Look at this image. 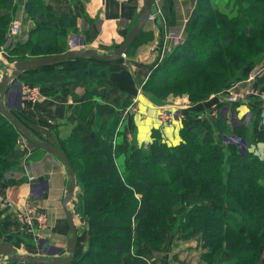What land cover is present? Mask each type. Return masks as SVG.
I'll use <instances>...</instances> for the list:
<instances>
[{"label": "trees", "instance_id": "1", "mask_svg": "<svg viewBox=\"0 0 264 264\" xmlns=\"http://www.w3.org/2000/svg\"><path fill=\"white\" fill-rule=\"evenodd\" d=\"M12 1L0 0V48L10 41L8 27L21 7ZM25 4L22 10L35 28L24 43L13 46L15 61L67 53L64 42L75 31L74 19L59 16L40 0ZM206 6L196 2L182 42L155 63L142 92L162 101L161 92L186 93L198 104L239 82L254 61L264 59V0H227L223 10ZM214 31L217 41L211 40ZM143 34L142 29L124 55L133 54ZM119 108L94 104L92 127H73L65 151L60 149L82 188L78 209L89 236L85 252L70 264H151L150 256L159 255L174 237L200 242L196 264H262L264 162L221 140L231 130L252 142L257 113L247 126L231 127L220 115L209 122L187 110L179 144L168 146L156 131L149 144L138 146L127 138L125 107ZM257 134L264 140V124ZM19 135L0 113V181L17 169L10 155ZM4 235L0 226V244Z\"/></svg>", "mask_w": 264, "mask_h": 264}, {"label": "crops", "instance_id": "2", "mask_svg": "<svg viewBox=\"0 0 264 264\" xmlns=\"http://www.w3.org/2000/svg\"><path fill=\"white\" fill-rule=\"evenodd\" d=\"M197 1L153 0L157 12L153 19H148L142 27L143 32L150 36L142 40L133 55H123L111 62L83 57L68 58L52 65L28 69L8 85L4 105L33 137L55 148L58 147L56 143L59 139L65 140L71 134L73 127H92L95 118L92 106L98 102L118 108L125 107L122 113L120 111L123 129L127 138L133 137L138 146L149 144L152 141V133L156 131L168 146L179 144V131L183 128L187 110L197 112L198 119H206L209 122L220 115L231 127L240 125L239 119H245L246 123L242 125L247 126L253 115L248 116L246 113L251 112L254 117L257 113L258 122L254 124L252 142H247L231 130L227 135L222 134L221 140L226 145H235L240 153H253L264 162V140L257 138L260 124H264L259 116L262 110L258 98L250 97L248 102L241 103L238 107L221 104V98L216 95L198 104H192L188 98L178 99L177 105L172 106L173 109L170 108L173 119L164 125L159 120L158 111L167 100L154 99L142 92L141 85L153 72L151 63L163 50L164 35L168 31L184 30ZM226 1L203 0L206 7L210 5L219 10L224 9ZM46 3L52 5L54 12L59 16L68 15L74 19L75 31L70 33L69 42L77 41V44L73 43L79 46L80 49L77 50L92 49L107 54L121 45L129 28L137 23L144 0H46ZM157 16L162 20L160 25L153 22ZM31 28L32 25L25 27L16 42L24 43L27 39L25 32ZM26 84L41 89V97L36 103H30L22 96L20 89ZM92 87L96 88L97 92L100 91L101 96L97 98L92 93ZM260 91L264 93V87L261 86ZM133 98H136L137 105H132ZM128 107L131 109L127 111ZM234 111L238 116L236 118ZM23 145L18 143L10 155L12 160L18 162L16 171L6 173L0 181V226L6 231L3 242L12 244L16 249L21 248V252L35 250L36 244L31 231L39 233L40 225L33 215L37 216L40 212L46 215L47 225L51 228L45 233L55 244L64 245L69 238L68 219L62 203L68 190L69 178L66 168L58 158L39 148L38 150L46 154L37 160L40 151ZM29 177L33 178L30 180ZM20 210L31 211V216L27 215L32 221L30 226L18 219ZM34 225H37V228ZM197 242L200 245V242ZM77 247L78 245L75 246L76 251ZM83 248H80L82 253ZM82 253H79V256ZM263 255L264 253L262 257Z\"/></svg>", "mask_w": 264, "mask_h": 264}, {"label": "rangeland", "instance_id": "3", "mask_svg": "<svg viewBox=\"0 0 264 264\" xmlns=\"http://www.w3.org/2000/svg\"><path fill=\"white\" fill-rule=\"evenodd\" d=\"M26 1L27 0H13L12 2H13V4H18L19 6H21V7L24 8L25 5H26L25 4ZM40 1L43 2V3H45V4H47L46 3V0H40ZM42 14H44V13L42 12ZM42 14H39L38 17H39V20L44 21V18L42 17ZM27 17H28V14L25 13L24 10L23 11H18L17 10V12L13 14V17H12L13 20L12 21L17 22V25L16 26L18 28H17V32L16 33H18V34H15V33H12L11 32V28H12V25H11L12 24V21H11L10 22V25L8 27V32H7V33H9L8 34V37L10 38V41L8 42V44H5V45L1 46V48L4 50V53H3V55L0 56V58L2 59V61H0V62H5L6 63V69L3 72L0 71L1 74L11 72V70L14 68V66H15V64L17 62V61H15L17 59V57L13 55L14 53L10 55V51L14 48L13 46L16 43V38L20 34H22L24 32L25 27H28V26L32 25V28L25 32V33H27V38H28L29 33H30L29 31H31L32 29L35 28L34 23L32 21H30V19L27 18ZM72 23H74V25H75V22L74 21ZM70 33H73V31H70L67 34L66 38H65V42H64L65 50L70 51V50L80 49L79 46L73 44V43H76L77 44V41H75L73 43H71V41L69 42V37L71 35ZM148 35L149 34H143V35L139 36V39H137V41H136L137 43H136L135 46L138 47L139 44H141V42H142L143 39L149 37ZM218 36H219L218 32L217 31H214V34H213V37H212L211 40L212 41H215V40L217 41ZM137 47L135 48L134 52L136 51ZM166 49H168V48H166ZM162 51H161L160 54H157L156 55V58L154 59L153 63H151L153 70H154V68H156V65L158 63L162 62V60L164 58V56H162L164 51L163 52ZM197 55H198L197 58H201L202 59V55L201 54H197ZM177 61L175 63L176 65L182 63L183 60L181 61L179 59V61L178 62ZM155 63H157V64L155 65ZM256 65H258V66H256ZM183 69L185 70L186 68H183ZM183 69H182V71H183ZM259 70H260L259 75L256 76L254 80H251L249 82L243 81L249 75L254 74V72H258ZM263 74H264V59H261V60H258V61H254L253 64L250 66V69L248 70V73L243 77V79H241L239 81V82H241L240 91H242V90L254 91L256 89L260 93L261 86L264 87V78H262L263 77ZM193 81L194 80H190V82H189L190 87H192V82ZM239 82H236V83H239ZM236 83L231 84L230 86L226 87V89L224 91H226L227 89H229L231 86L235 85ZM183 89H181V90H183ZM40 91H41V89H40ZM21 94H22V90H21ZM159 94L165 100L169 99V97L170 98H173V99L174 98H179V99L188 98V96H187L186 93L180 94V95H173L172 93H169L168 94V92L165 91V92H161ZM22 96H24L25 99L28 102H30V103H36L39 100V98L36 99V100L35 99L34 100H30V99H28L29 97H27V94H26V96L22 94ZM152 98H154V97H152ZM154 99H157V98H154ZM131 100H132V103H133L136 100V98H133ZM136 103H137V100L132 105H134ZM257 109L259 111H261L259 108H257ZM254 110H256V109H254ZM252 115L254 116V114H252ZM259 116L261 117L260 118L261 121H263L264 120L263 114L259 112ZM20 142L22 144H24L25 146H27V147H31V149H33V150H35V149L38 150L37 147H33L31 144H29L28 142H26L19 135L15 147L18 146V143H20ZM63 143H64V140L59 139L57 141V143H56V146H58L57 148L65 151V146H64ZM223 144L226 145L224 142H223ZM38 151H40V150H38ZM43 154H46V153L40 151V154L36 157V159L38 160L41 156H43ZM4 176H6V174ZM29 179H30V177H29ZM100 186L101 185H93L92 187L99 189ZM75 188H76V190L73 193V196L71 198V201L69 202V205H68V210L71 213L72 217L75 219V222H76V231H77V236H76L77 244L76 245H78V247H77V250L78 251L75 250V255L72 258V260H74V262H75V260L77 258H79L83 254L82 251L80 250V248L81 247H84L83 248L84 252L87 249V247H88L87 242H88V239H89L88 231H87V225L85 224V220H83L81 222L80 221V217L77 216V213H76L77 211L74 209V203L78 204L80 207L83 206V202L78 199V195L82 193V188H79L78 186H76ZM29 216H31V213L29 214ZM33 217H35V219H37L36 220L37 223H38L39 217H43L44 218V221H45L43 223V225H42L43 227L39 228L40 229L38 231L39 233L36 236L37 241L34 239V242L36 244L34 246L36 248H35V250H32V252H34L33 254H36V255H44V256H47V257H53V256H59V257H61V256L68 255L67 241H65L64 245L63 244L62 245H57L54 242H52L51 239H50V237L45 233V232H49L51 230V228L47 225L46 215L39 212V214L37 216L33 215ZM34 227L37 228V225H34ZM4 237H5V235L3 236V238ZM16 250L17 251L20 250L19 251L20 253L32 254V252H30L29 250L28 251H24V252H21V251H23V250H21V248H18ZM261 251H262V253H264V246L261 247ZM200 252H201L200 245H198V242L195 239L183 240V238L176 239V237H174V238H171V240L169 241V243L166 244V246L164 247V250L161 251V253L159 255L150 256V260H151V264H196V263H198V260L200 258V255H199ZM79 253H82V254L79 256ZM154 258H155V260H154ZM4 262L7 263V262H10V261L7 258H3L0 261V264L1 263H4ZM262 264H264V255L262 257Z\"/></svg>", "mask_w": 264, "mask_h": 264}, {"label": "water", "instance_id": "4", "mask_svg": "<svg viewBox=\"0 0 264 264\" xmlns=\"http://www.w3.org/2000/svg\"><path fill=\"white\" fill-rule=\"evenodd\" d=\"M18 11H21V7H18ZM157 12V7L155 4H153V0H144V5L142 9L139 11V18L137 23L131 28L127 36L124 38V41L121 43L119 47H117L114 50H111V52L107 54H102L97 51H94L92 49H84L82 51L80 50H70L67 53L60 54V55H54L50 57H39V58H31V59H25L23 61L16 62L14 68L9 73H3L0 77V113L17 129V132L20 134V136L29 144H31L33 147H37L44 150L48 154L54 156L55 158H58L60 160L65 168H66V174H68V183H67V192L65 194V197L62 200L63 207L65 209L66 217L68 219V231H69V238L67 241L68 246V255L66 256H53V257H47L44 255H36V254H24L20 253L16 250V248L9 243H1L0 244V261L3 258H7L10 261L13 262H23L25 264H70L73 260V255L75 251V242H76V225L74 222V218L72 217L71 213L68 210L69 202L71 201V198L73 196V193L76 190L77 181L75 178V174L73 173V170L69 164V161L67 160L64 153L59 149L55 148L51 145H49L46 142H41L40 140L36 139L31 135L30 132H28L23 125L15 119L10 111L6 108V105H4V97L6 93V89L8 85L12 82L14 78H16L20 73L25 72L28 69L31 68H37L40 66L45 65H52L54 63L67 60L68 58H88V59H94V60H101L106 62H111L114 60L120 59L125 53V50L132 44L131 42L137 37L139 32L142 30V27L144 24L148 21L150 17L155 15ZM193 17V14L188 19V23L191 21ZM161 18L159 16L155 17L153 22L156 25L161 24ZM78 204L74 203V209L77 211V216L80 217V221H83V218L81 216V211L78 209Z\"/></svg>", "mask_w": 264, "mask_h": 264}, {"label": "built area", "instance_id": "5", "mask_svg": "<svg viewBox=\"0 0 264 264\" xmlns=\"http://www.w3.org/2000/svg\"><path fill=\"white\" fill-rule=\"evenodd\" d=\"M152 19H153V16L149 18V20H152ZM11 25H12L11 32L18 34V33H16L17 28H18L16 26L17 22L12 21ZM182 39H183V30L168 31L164 35V40L162 41V42H164L163 43V51L166 48H168V49H166L164 52L162 51L163 52L162 56H164L165 52H168V50L170 49L171 46H175V45L180 44L182 42ZM3 53H4V50L2 48H0V56ZM0 61H2L1 58H0ZM5 69H6V63L0 62V71L3 72ZM259 72H260V70L258 72H254V74L249 75L243 81L249 82L251 80H254L255 77L259 75ZM240 86H241V82L236 83L235 85L231 86L226 91L217 93L216 96L221 98V100H220L221 104H225V105L230 104L233 107H238V105H241V103L248 102L250 97L254 98V99L258 98V102L261 103V110H262V114L264 116V93H259V91H257L256 89L254 91H250V90L240 91ZM21 90H22V94L25 96L27 94V97H29L28 99H30V100H34V99L36 100V99L41 97V91L36 86L26 84V85L21 86ZM178 99L179 98L173 99V98L169 97V99H167V101H166V104H164V106L159 109L158 114H159V120H160L161 124H164V125L168 124L173 119V113L171 112L170 108L173 109L172 106L177 105L176 101ZM135 102H136V100L133 103H135ZM130 109L131 108L128 107L127 111ZM233 110H235V109H233ZM233 115L235 116V118L238 117L235 111L233 112ZM246 115L252 116V113L247 112ZM239 121H240V123H238V124H240V125H242L243 123H246L245 119H244V121L239 119ZM263 122H264V120H263ZM32 178L33 177H30V179H32ZM30 212L31 211H28V210L27 211L25 210L23 212L20 210L18 215H17L18 219H20L25 225H29V226L32 224V221L30 220V218H28ZM44 222H45L44 218L39 217V219H38V224L40 225L39 228L42 227ZM31 233L34 236V239L37 241L36 236L38 233H35L33 231H31Z\"/></svg>", "mask_w": 264, "mask_h": 264}]
</instances>
